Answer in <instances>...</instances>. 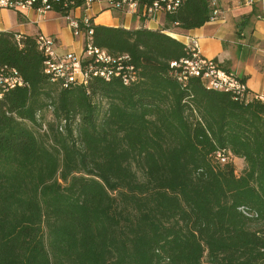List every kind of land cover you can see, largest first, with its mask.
Masks as SVG:
<instances>
[{
    "label": "trees",
    "instance_id": "1",
    "mask_svg": "<svg viewBox=\"0 0 264 264\" xmlns=\"http://www.w3.org/2000/svg\"><path fill=\"white\" fill-rule=\"evenodd\" d=\"M214 11L184 0L160 30L89 19L95 47L129 55L130 85L61 88L35 37L0 32V73L25 84L0 97V264H264V103L171 66L190 56L166 31Z\"/></svg>",
    "mask_w": 264,
    "mask_h": 264
},
{
    "label": "built area",
    "instance_id": "2",
    "mask_svg": "<svg viewBox=\"0 0 264 264\" xmlns=\"http://www.w3.org/2000/svg\"><path fill=\"white\" fill-rule=\"evenodd\" d=\"M184 0H0V9L12 10L19 14L32 11L36 14L55 12L63 17L72 35L81 39L80 52H59V40L53 36L38 34L35 37V46L42 54L43 72L53 84L61 88L71 86H87L95 79L106 82L119 80L123 85H130L137 79L135 68L130 63L127 54L110 55L107 50L93 45L89 18H77L75 11L86 12L95 4H104L114 11L136 14L145 19L155 20L173 13ZM55 7L59 10L55 11ZM61 12H66L62 16ZM214 15L217 12L214 11ZM190 58L180 61L179 65L171 66L182 69L180 81H187L189 77L199 78L207 89L225 92L237 102L248 103L252 98L245 83L230 72L221 68L215 59L200 56L195 43L188 44ZM24 81L16 70H4L0 73V97L15 88L24 87ZM264 103V97L255 96ZM45 131L46 127L43 126ZM221 163L231 161L230 154L218 153L216 157Z\"/></svg>",
    "mask_w": 264,
    "mask_h": 264
},
{
    "label": "crops",
    "instance_id": "3",
    "mask_svg": "<svg viewBox=\"0 0 264 264\" xmlns=\"http://www.w3.org/2000/svg\"><path fill=\"white\" fill-rule=\"evenodd\" d=\"M217 11L214 19L189 31L168 33L184 45L195 43L200 56L215 59L220 66L243 81L252 96L264 97V0H210ZM77 18H89L95 25L155 29L162 17L141 20L136 14L114 11L95 4ZM0 32L36 37L44 34L59 40V52H80L81 39L72 35L66 20L55 12L18 14L0 9ZM244 162L240 158L233 161ZM242 167V169H243Z\"/></svg>",
    "mask_w": 264,
    "mask_h": 264
},
{
    "label": "rangeland",
    "instance_id": "4",
    "mask_svg": "<svg viewBox=\"0 0 264 264\" xmlns=\"http://www.w3.org/2000/svg\"><path fill=\"white\" fill-rule=\"evenodd\" d=\"M104 4L105 5H108V3H105L104 2ZM139 16H140V13H139ZM140 19L141 20H145V18H143V17H141L140 16ZM163 25H164V21H163V17H162V21H161V23H159V25H157V26H155V29L156 30H160V29H162L163 28ZM173 30V29H172ZM167 33H172L173 31H171V30H169V31H166ZM76 39H78V38H76ZM49 123H54V121H53V118H52V115H51V113H45V115H44V121H43V125H45V127H47V125L49 124ZM232 166H233V169H234V171H235V173L237 174V175H239L240 173H241V171L240 170H242V167H243V164H242V162H240V160L239 161H232ZM138 175L141 177V173L138 171ZM132 214L134 215V212L132 211ZM205 254H206V252H205ZM205 254L203 255V258H202V264H209L208 262H207V257L205 256Z\"/></svg>",
    "mask_w": 264,
    "mask_h": 264
}]
</instances>
